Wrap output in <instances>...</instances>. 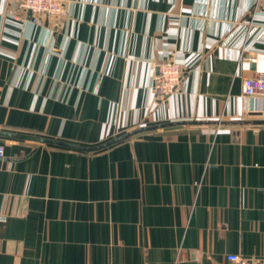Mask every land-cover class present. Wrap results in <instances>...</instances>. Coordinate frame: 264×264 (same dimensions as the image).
I'll return each instance as SVG.
<instances>
[{"label": "crops", "instance_id": "crops-1", "mask_svg": "<svg viewBox=\"0 0 264 264\" xmlns=\"http://www.w3.org/2000/svg\"><path fill=\"white\" fill-rule=\"evenodd\" d=\"M255 3L65 0L36 24L0 0V264H264ZM166 60L182 80L159 102Z\"/></svg>", "mask_w": 264, "mask_h": 264}, {"label": "built area", "instance_id": "built-area-1", "mask_svg": "<svg viewBox=\"0 0 264 264\" xmlns=\"http://www.w3.org/2000/svg\"><path fill=\"white\" fill-rule=\"evenodd\" d=\"M16 3L17 7L22 12H30L34 18L32 22L40 24L38 18H48L55 21L61 20L64 17V2L65 0H10ZM256 3L251 10L250 18L247 20L244 29V44L242 46V54L247 50L253 41L262 33L264 30H258L254 24L256 17L264 16V11L259 9ZM260 31V32H259ZM220 40L227 42L230 34L226 36V32H220ZM243 58L254 61L253 58ZM157 73L154 76L153 94L156 101L164 102L173 95L179 93V88L182 80V70L178 63L172 60H166L159 63L156 66ZM242 94L247 97L253 98H264V73L255 74L252 77L243 80ZM3 147L0 145V158L3 157ZM227 260L231 262H240L238 256H228Z\"/></svg>", "mask_w": 264, "mask_h": 264}, {"label": "water", "instance_id": "water-1", "mask_svg": "<svg viewBox=\"0 0 264 264\" xmlns=\"http://www.w3.org/2000/svg\"><path fill=\"white\" fill-rule=\"evenodd\" d=\"M140 131H142V129H138V130H135L134 132H130L128 134H125L123 137L115 139L112 142H109L107 144L101 145V146L97 147L96 149H102V148H104L106 146H109V145H111L113 143H116V142H118L120 140H123V139L127 138L128 136H130L131 134H133L135 132H140ZM0 135H2V134L0 133ZM42 141L47 142V143L58 144V145H61V146L72 147V148H76V149H79V150H92V149H89V148H84V147L76 146V145H73V144H68V143H63V142H58V141H51V140H42Z\"/></svg>", "mask_w": 264, "mask_h": 264}]
</instances>
